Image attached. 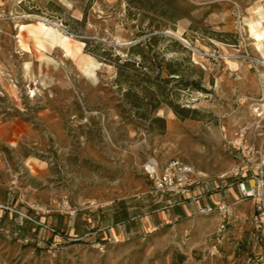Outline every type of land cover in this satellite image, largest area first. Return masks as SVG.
I'll return each instance as SVG.
<instances>
[{"label": "rangeland", "instance_id": "374dc122", "mask_svg": "<svg viewBox=\"0 0 264 264\" xmlns=\"http://www.w3.org/2000/svg\"><path fill=\"white\" fill-rule=\"evenodd\" d=\"M257 38L264 0H0V264H246L249 235L160 225L174 206L145 165L221 183L227 140L257 119Z\"/></svg>", "mask_w": 264, "mask_h": 264}, {"label": "built area", "instance_id": "2783aa9c", "mask_svg": "<svg viewBox=\"0 0 264 264\" xmlns=\"http://www.w3.org/2000/svg\"><path fill=\"white\" fill-rule=\"evenodd\" d=\"M261 62L264 65V59ZM256 101L255 124L240 125L227 140V147L236 163L220 176V184L208 180L200 188V179L206 178V174L197 172L192 165L179 158H173L163 165L152 159L145 165V172L153 182L154 193L160 197H168L167 201L172 206L185 204L187 201L199 202L204 195L236 187L238 194L234 197L235 202L249 201L255 208L249 218L253 237L249 240L251 244L249 243L246 264H264V89ZM199 189L201 191H196ZM233 205L221 199L198 207L200 215L218 212L222 216L216 230L218 243H222L230 235L229 226L234 219ZM243 244V241L237 243L239 247Z\"/></svg>", "mask_w": 264, "mask_h": 264}, {"label": "crops", "instance_id": "0c3cea01", "mask_svg": "<svg viewBox=\"0 0 264 264\" xmlns=\"http://www.w3.org/2000/svg\"><path fill=\"white\" fill-rule=\"evenodd\" d=\"M260 29L263 31L262 28ZM257 40L259 44L261 43V48H259V50H260L262 57H264V39L260 40L257 38ZM3 53H4L3 48H2V45L0 44V55H2ZM1 66H2V61L0 59V70H1ZM196 191L199 192L201 190L199 189ZM237 194L238 192H237L236 187H233L230 190H225L222 192H215L210 195H204L200 198L199 202L187 201V203L185 204L175 205L172 209L161 208L159 209L157 221L159 222L160 225H163V224H167V223L169 224V223H175V222L180 223L184 220H188L187 222L192 223V227H193L194 223H199L200 220H202L206 223L209 222L208 223L209 228H212L213 231H215L216 228L218 227V224L222 220V216L218 212H214L206 216L200 215L198 214V207L203 206L207 203L218 202L221 199H225L229 203L234 204L233 205V211H234L233 221L238 222V223H235V226H232L233 224V221H232V224L229 226V233L232 234V232H234L235 234L238 233V234L246 235V236L249 235L248 244L249 243L251 244L249 240L253 237V227L251 225L249 218L254 212L255 208H254V205L249 201L240 202V203H246V206L248 209L243 214L239 213V210L236 206L239 203H236L234 200V197L237 196ZM179 199H183V197H179ZM158 200H161V202H165L166 200H168V197H160ZM191 217L192 219H190ZM210 233L212 234V231ZM248 248H250V245L248 246Z\"/></svg>", "mask_w": 264, "mask_h": 264}, {"label": "trees", "instance_id": "16d2710c", "mask_svg": "<svg viewBox=\"0 0 264 264\" xmlns=\"http://www.w3.org/2000/svg\"><path fill=\"white\" fill-rule=\"evenodd\" d=\"M156 39V36H151L148 40H145L143 42H140V43H137L135 45H132L130 48L132 50H137V53L138 54H141L143 56H147L149 53H153V49H154V41ZM106 54V53H105ZM126 64H129V63H126ZM151 69H155V70H158L159 73H162L163 71L165 70H168L169 74L172 75V74H178L179 77H177V79H181V74H182V71L180 69H174L172 68L171 64L167 63V64H164L163 63V60L159 61L157 59L154 60V62H150L149 65H148ZM173 78V77H172ZM165 80H169L170 78L169 77H164ZM190 84H195V86L198 88V89H202L203 87L201 86L200 82L198 81H185V87L187 85H190Z\"/></svg>", "mask_w": 264, "mask_h": 264}, {"label": "bare ground", "instance_id": "6f19581e", "mask_svg": "<svg viewBox=\"0 0 264 264\" xmlns=\"http://www.w3.org/2000/svg\"><path fill=\"white\" fill-rule=\"evenodd\" d=\"M47 31H48V27H47V25H45V27H44V29H43V33L44 34H46L47 33ZM35 44H37L38 46H43V40L42 39H40V38H37L36 37V39H35ZM84 61L86 62L85 64H84V70L86 71V72H89L90 71V69H91V67L95 64L91 59H89V58H84Z\"/></svg>", "mask_w": 264, "mask_h": 264}]
</instances>
